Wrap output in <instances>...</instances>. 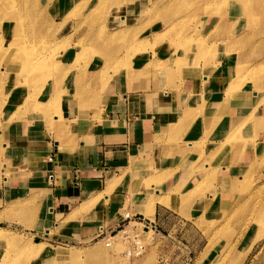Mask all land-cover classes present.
<instances>
[{
	"label": "rangeland",
	"instance_id": "374dc122",
	"mask_svg": "<svg viewBox=\"0 0 264 264\" xmlns=\"http://www.w3.org/2000/svg\"><path fill=\"white\" fill-rule=\"evenodd\" d=\"M39 1H28L30 6H38L39 14L32 11L36 14L35 22L27 24L26 33L21 38L28 50L33 48V51L26 52L27 59L29 57L33 62L26 65L24 60L27 59L22 55L16 60L11 56L8 59L3 57L5 53L2 50L6 44L3 41V26L0 27V77H15L14 84L25 88L24 95L13 103V111L19 114L8 120L4 108L8 104L10 82L4 86L0 84V117L4 116V121L0 120L2 130L9 128V123L14 120L27 126L28 119L35 118L40 125L45 123L52 128L56 140L65 136L67 126L59 111V99L66 76H72L76 66L78 70L84 68L91 78L94 69L100 70L97 82L101 90L110 83V78L115 77L112 75L120 74L125 69L131 68L139 73L158 69L162 84L173 86L172 92L182 90L180 103H175L174 112L165 114L164 118L166 121L173 119L170 129L172 141L160 146V160H165L172 151L173 157L169 161L166 159L171 169L152 170L151 161L145 160L133 163L135 169L131 170L130 200L136 206L131 211L134 213L138 210L151 217L155 203L160 202L184 217L194 219L192 215H195L197 219L188 221L195 225L188 230H171L167 224H155V229L151 226L141 228V223L122 220L111 232L116 234L110 239V245H105L104 240L96 242L101 233L90 241L59 240L54 236L51 237L53 240L45 238L49 235L42 232L20 230L19 226L0 223V230L9 238L0 244V264H184L177 243L190 249V264L194 263V254L199 249L203 250L201 257L195 259L196 264L240 263L250 244L264 233V184L253 185L254 175L251 168H247L258 162L264 163V0H178L172 13L169 0H128L123 3L112 0L109 4L102 0L104 5L91 18L84 17V7L72 6L64 17V21L69 22L68 34H61V25H53L47 16L46 19L42 15L40 5L46 6L45 0H42V4ZM88 2L91 6L95 0ZM55 3L59 5L60 0ZM10 8L0 9L3 18L8 17L6 14ZM109 11L113 16L109 21L111 30H105L103 20ZM125 11L130 14L128 18L121 15ZM73 17L85 21L78 32L76 27L73 29L72 23L77 20ZM96 20L102 24H93ZM137 27L143 30L140 37L136 34ZM128 28L134 30L131 34L134 35V42L127 47L122 45L126 52H118L117 46L111 47L112 52L92 49V43L86 38L88 33L82 35L88 29H93V34L98 33L106 45L122 40ZM106 31L111 32L110 36L102 39ZM65 35L69 37L63 38ZM186 40L189 45L181 52L177 48L182 44L180 41L188 42ZM163 41L174 51L167 52L164 58L159 59L157 46ZM42 45L45 49L40 48ZM167 45L162 44L160 49L164 52ZM38 49L46 51L39 53L36 52ZM66 53L65 62L63 56ZM170 54L174 60L168 63ZM96 63L99 65L95 66ZM140 64H143L141 69L138 68ZM2 71L5 74H1ZM226 77H235L239 81L233 89L222 92L220 88ZM174 81L177 82L175 85ZM46 85H49V94L42 96ZM241 97L244 103L238 102ZM38 104H42L41 108ZM208 115L211 116V119H207L209 123L203 118ZM187 118L193 120L186 121ZM215 142H220L219 146L223 142L226 144L224 148H216ZM60 145L59 142L57 147ZM5 147L3 145L0 151ZM252 148L260 153L259 158L250 155ZM141 163L146 166V173L142 172ZM239 164L244 166L241 168ZM193 173H197L196 176L189 179ZM168 178L177 181L176 188L170 191L165 190L162 184ZM226 181L240 182L238 191L245 198L237 202L227 200L232 189L225 185ZM254 181L264 182V170ZM115 182V179H111L107 190ZM156 190L162 195L156 197ZM176 193L180 200L174 198ZM93 205L88 203L83 208ZM261 212V223L256 222ZM134 226L145 248L138 255H128L125 253L127 245L124 236L134 232ZM245 228L250 233L240 246L241 252L238 249L234 254V243ZM263 240L264 237L241 264H246L256 249L262 247L257 256L259 264H264ZM46 243L58 246L49 247Z\"/></svg>",
	"mask_w": 264,
	"mask_h": 264
},
{
	"label": "crops",
	"instance_id": "0c3cea01",
	"mask_svg": "<svg viewBox=\"0 0 264 264\" xmlns=\"http://www.w3.org/2000/svg\"><path fill=\"white\" fill-rule=\"evenodd\" d=\"M39 2L42 4V0ZM43 9L49 22L61 25V34H68L69 22L64 21L68 8L59 9V5L53 4L44 6ZM112 17L109 14L103 20L105 30H111L109 21ZM73 19L79 20L80 17ZM93 24L99 26L102 23L96 20ZM126 31L128 32L122 40L106 45L94 37L93 29L86 38L98 46L90 44V48L100 52H111L110 48L113 46L119 47L118 52H126L123 46L127 47L134 42V35L131 36L134 30L128 28ZM142 33V28L137 27L138 37L142 36ZM162 44L157 46L159 52L156 54L159 59L167 55V52L160 49ZM148 52H151V49H148ZM63 59L66 62L67 53ZM98 65L99 63L95 64ZM142 65L138 68L141 69ZM94 71L91 78L84 68L78 70L76 66L72 71L74 78L73 75L66 76L59 99V111L67 131L59 140H56L51 127L45 123L40 125V121L35 118L28 119L29 126L18 120L9 123L10 127L4 131L0 126V148L6 146L5 150L0 151V223L19 226L20 230L42 232L51 235L45 236L49 239L54 236L59 240L90 241L100 233L102 236L112 232L122 221V214L127 210L130 214H137L154 224H167L171 230L193 229L195 225L188 221L194 222L197 219L195 215H192L194 219L184 217L160 202L155 203L151 217L138 210L132 213L131 210L135 209L136 205L130 200L131 170L135 169V161H151L152 170L171 169L167 163L173 157L172 151L166 157L168 161L163 158L160 160V146L172 141L170 129L173 127V119L166 121L164 118L165 114L174 112L175 103H180L182 90L172 92L173 86L162 84L158 69L142 70L139 73L131 68L112 75L115 77L110 78V83L101 90L97 82L100 70ZM176 81L173 82L174 85ZM9 82L10 95L4 108L5 114L13 110V103L18 102L25 93L24 87L14 84L15 77ZM48 94L49 85H46L41 95ZM2 117L0 120L4 121ZM59 142L61 145L58 148ZM249 153L255 158L260 156L253 148ZM239 165L241 168L244 166ZM140 166L142 172L146 173L144 163ZM247 168H251L250 171L254 175L253 185L264 184L263 181H254L264 170V163L258 162ZM111 179L116 182L107 190ZM176 183L174 178L162 182L164 189L169 191L176 188ZM225 185L232 189V193L229 192L226 197L227 200L237 202L245 198L238 191L240 182L226 181ZM156 192V197L162 195L159 191ZM174 198L180 200L179 194H174ZM88 203L94 205L83 208ZM249 233L246 228L242 230V234L234 243V254L238 249L241 252L240 246L244 244ZM105 237L106 235L97 237L96 242L104 240ZM263 237L264 233L250 244L238 264L246 259L252 249L255 250L258 241ZM261 243L263 244L264 240ZM48 246L55 247L58 244ZM262 248L256 249L246 264H259L257 254ZM202 250L199 249L198 253L194 254L193 264H196L197 257H201Z\"/></svg>",
	"mask_w": 264,
	"mask_h": 264
},
{
	"label": "bare ground",
	"instance_id": "6f19581e",
	"mask_svg": "<svg viewBox=\"0 0 264 264\" xmlns=\"http://www.w3.org/2000/svg\"><path fill=\"white\" fill-rule=\"evenodd\" d=\"M28 1L29 0H0V9L2 7H12V9L14 8L13 11H12L11 8H10L11 10L9 9L10 12L7 11V14L6 15L8 17H6V18H3V15L0 14V27L3 26V30H4L3 41L6 44L5 48L2 50V53H5V54H3L4 55L3 57H5L7 59L9 58V56L13 57L15 60L17 58H22V56L27 59V56L28 55H27L26 52L33 51V48L28 50L27 45H25L24 43H22L23 40L21 39L22 36H24V32L26 33L27 24L30 21L35 22L34 21V17H35L36 14L34 12H32V11L35 10L36 13L39 14L38 13L39 12L38 6H33L32 7V6H30L28 4ZM104 1H106V3L109 4L112 0H104ZM117 1L123 3V2L128 1V0H117ZM137 1H139V0H137ZM171 1H173V2H171ZM177 1L178 0H169V3L170 4L168 6H171V13L173 12V9H174ZM206 1H208V0H206ZM237 1L238 0H236L235 2H237ZM55 2H57V1L56 0H45L44 4L46 6L47 5L52 6ZM36 3L37 2H35L33 4H36ZM88 3H89L88 0H60L59 9H62V8H66L67 9L68 8V11H67V13H68L70 11V9H72V6L80 5L81 7H84L85 8V10H84V17L85 18H91L93 16L94 12L96 10H98L102 5H104L103 2H102V0H95V2L93 4H91V6H89ZM55 4H57V3H55ZM95 4H97V5L95 6ZM138 4H140V2ZM40 7H41V10L43 11L44 10L43 7L41 5H40ZM163 8H164V11H167V8L166 7H163ZM29 10H31V13H29ZM5 11H6V9H5ZM3 12H2V14H5L6 13V12L5 13H3ZM128 13H127V11H125L124 13H121V15L124 14L123 16H125V18H128L129 15H130ZM109 14H111L110 11H109ZM42 15L45 16V18H46V15L47 14L44 15V12H42ZM26 16L28 18H26ZM41 19L43 21V18H41ZM86 21H87V19H86ZM84 22L85 21L82 18H80L79 20H76L75 22L72 23V24H74L73 25L74 26L73 29L76 27L77 32H78L79 26L81 24H84ZM168 24H169V22H168ZM73 29H72V33H73ZM89 32H91V30L88 29V31H86L82 35H85L86 36V34L89 33ZM110 33H111L110 31L104 32L103 35L101 36V38L102 39H105L106 37L109 38ZM93 35H94V37L96 39H100L98 37L99 36L98 33H95ZM67 37H69V36H66L65 35L63 38H67ZM186 41H188V40H186ZM15 42H16L17 45L14 44ZM180 42L182 44H180L177 49H180L181 52H184L187 49V45H189V41L188 42H185L184 41L185 43H183V41H180ZM163 44H166L167 45V42H164L163 41ZM40 48L45 49L44 45L40 46ZM39 49L36 52H39V53L41 52L42 53V52H45L46 51V50L45 51L44 50L41 51ZM110 50L112 52V48H110ZM172 51H174V50L169 45H167V48H165V50H164V52H169V53H172ZM24 53H26V54H24ZM171 58H172V55L170 54V56L167 58V62L168 63H170L169 60L170 61L172 60L171 62H173L174 59H171ZM28 59L27 60H24V63H26V65H28L30 62H33L29 57H28ZM32 59H34V57H32ZM181 61H184V60H181ZM183 64L184 65L185 64L187 65V63H183ZM18 70L19 69H17L16 71H18ZM1 74H5V72L2 71ZM2 76H4V75H2ZM11 78L12 77H0V84L2 86H4L5 83H7ZM225 80L226 81L222 84V87L220 88V89H222V92H225L227 90L229 91V90L233 89L234 87H236L237 81H239V79L238 78H235V77H233V78H227L226 77ZM220 96H222V95H220ZM224 96L225 95H223L222 97H224ZM238 102L244 103L243 97H241L238 100ZM38 106H39V108H41L42 104H38ZM14 108H15V105H14ZM253 111L254 110H252L251 113H253ZM16 114H19V112H16V111L11 110V111L8 112V115H7V118L6 119L11 120ZM203 118L206 119V121H207V119H211V116L208 115V116H206V118L205 117H203ZM190 119H192V118H187L186 121H190ZM201 120H203L202 117H201ZM211 122H213V119L211 120ZM219 143L220 142H215V144H214L215 147L216 148H220V147L221 148H224L226 142H223V144L221 146H219ZM228 149H229V146L226 148V152L228 151ZM253 150H254V152H256V149H253ZM196 174L197 173H193L192 174V177L189 178V179H192L193 177H195ZM149 209H150V207H149ZM263 209H264V205H263ZM261 215H263V212H261L260 215L256 217V222H260L261 223V217H262ZM7 240H9V238L7 237V235L3 232V230H0V242H4V241H7ZM33 250H34V248H33Z\"/></svg>",
	"mask_w": 264,
	"mask_h": 264
},
{
	"label": "built area",
	"instance_id": "2783aa9c",
	"mask_svg": "<svg viewBox=\"0 0 264 264\" xmlns=\"http://www.w3.org/2000/svg\"><path fill=\"white\" fill-rule=\"evenodd\" d=\"M122 220H124L125 222H130L131 220H133L135 222L141 223V228L142 226H146V227L151 226L154 229L156 228L155 224L149 219L142 218L137 214H130L128 211H125L122 214ZM133 229H134V232L126 233L124 236V238L126 239L125 241L127 245L125 253L128 255H138L142 253L145 248V244L137 237L138 232L135 231L136 227L134 226ZM115 234H111V232L109 234L104 233L103 235L104 236L106 235V237L104 238V244L110 245L111 244L110 239L113 238V235ZM103 235L101 237H103ZM177 244H178V248L181 250V253L183 254L182 262L184 264H190V261H191L190 249H188L187 247L183 246L180 243H177Z\"/></svg>",
	"mask_w": 264,
	"mask_h": 264
}]
</instances>
